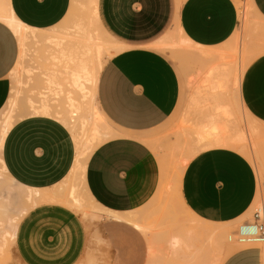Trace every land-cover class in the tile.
<instances>
[{
    "label": "crops",
    "instance_id": "0c3cea01",
    "mask_svg": "<svg viewBox=\"0 0 264 264\" xmlns=\"http://www.w3.org/2000/svg\"><path fill=\"white\" fill-rule=\"evenodd\" d=\"M23 25L47 31L62 23L71 0H4ZM101 23L118 43V52L100 69L94 101L105 123L116 130L97 146L86 163L84 184L101 208L118 213L132 211L153 187L151 155L139 135L164 123L182 103L181 79L155 44L175 26L193 43L215 47L228 40L238 26L239 0H97ZM3 2V0H0ZM264 24V0H250ZM260 16V17H259ZM263 43L244 69L236 100L248 115L264 124ZM12 29L0 20V110L10 95V73L19 57ZM75 145L68 129L55 118L36 114L17 120L1 149L4 167L22 186H56L69 173ZM146 155L135 164L134 156ZM264 175V168H263ZM150 178V179H149ZM179 200L187 211L216 224L242 218L258 191L257 173L250 161L232 147H211L195 154L177 178ZM105 225L114 249L112 264H145L144 235L133 225L112 219ZM86 245V229L70 209L44 203L30 208L20 219L14 248L22 264H76ZM255 248L238 250L221 264H259Z\"/></svg>",
    "mask_w": 264,
    "mask_h": 264
},
{
    "label": "rangeland",
    "instance_id": "374dc122",
    "mask_svg": "<svg viewBox=\"0 0 264 264\" xmlns=\"http://www.w3.org/2000/svg\"><path fill=\"white\" fill-rule=\"evenodd\" d=\"M247 4V0L238 1L240 12ZM89 5L87 0H74V5L60 25L37 33L35 39H27L25 42L20 65L15 74L9 75L10 95L16 94L20 107H17L16 116L28 111V101H46L54 107L66 106L70 99L81 105L87 102L84 94L71 82L68 72L76 68L78 59L85 58L86 37L92 34L96 38L97 48L101 50L100 56L89 63L88 68L91 70L96 69V59H99L102 68L119 51L118 45H121L105 30L100 18L95 22L88 19L89 15L92 16ZM248 11H251L250 7ZM248 13L246 20H238L232 36L215 46L216 51L200 54L190 49H171L168 44L178 40L175 26L153 44L174 65L181 79L183 99L164 123L139 135L147 140L140 147L148 155L152 154L150 165L146 168L151 170V178H154L153 187L144 202L126 213L130 217V224L138 225V230L146 239L145 264H221L225 258L245 248L257 249L260 252L259 264L264 263V245L238 240L239 227L244 222H251L255 211H260L264 219V124L253 120L236 100L241 75L257 55L253 49L254 31L257 33V49L263 43L260 31H263L264 24L252 11ZM25 70H29V73ZM5 105L0 110V122ZM89 117H92L91 113ZM92 121L93 118L90 123ZM212 123L219 124L221 131L228 135L233 136L237 132L243 134L240 145L232 148L250 161L258 179L257 195L248 212L236 221L222 224L204 221L184 209L176 190L177 178L185 161L206 148L217 147L211 145L208 138L201 136L210 132ZM101 126L102 129L107 126L108 130H116L110 123ZM133 156L137 164L146 155L139 158L135 154ZM72 179L76 178L66 177L54 187L58 191V198L49 203L61 204L72 210L85 226L86 245L76 264H112L114 249L105 231V225L110 219L102 211L99 214L91 212L94 206L92 201L83 194L77 183L79 181L76 180L77 184H74ZM74 185L76 188L80 186L77 192L86 207H89L88 215L69 197V190ZM0 204L4 215L0 224V264H22L16 254L14 240L17 225L23 216L19 210L24 208L23 204L9 191L5 192L1 185ZM12 218L19 219L13 227L7 223ZM210 230L214 231V240ZM13 231L14 236H8ZM172 238L178 240L176 247L172 245Z\"/></svg>",
    "mask_w": 264,
    "mask_h": 264
},
{
    "label": "bare ground",
    "instance_id": "6f19581e",
    "mask_svg": "<svg viewBox=\"0 0 264 264\" xmlns=\"http://www.w3.org/2000/svg\"><path fill=\"white\" fill-rule=\"evenodd\" d=\"M90 4V10L92 13V16L89 15V20L98 19V8H97V0H87ZM247 5L243 6V10L239 12L238 20H246L248 12H253L256 14V11L254 7L252 6V3L250 0H247ZM74 5V0H71V6ZM249 5V6H248ZM70 6V9H71ZM248 6V8H247ZM246 7V9H244ZM251 9V11H248V9ZM69 9V10H70ZM89 10V11H90ZM88 11V12H89ZM247 12V13H245ZM247 14V15H246ZM258 16V15H257ZM260 17V16H259ZM91 18V19H90ZM93 18V19H92ZM261 19V18H260ZM0 20L4 21L14 32V34L17 37L19 46L21 47V52H19L18 62L16 63L14 69L11 71L10 74H15L17 67L20 65V60L22 56L24 55V45L27 39H35L37 37V33L40 32H46V31H40L31 27H28L26 25H23L20 21H18L13 13L10 11V8L8 5L3 2H0ZM98 21V20H97ZM92 22V21H91ZM178 33V40L175 42H172L171 44H168V47L171 49H190L192 51L198 52L200 54H206L213 50L216 51V47H206L202 45H198L196 43H193L190 41L187 37L184 36V34L181 32L179 28H176ZM96 38L93 37L92 34L89 33L88 37H86V54L85 58H81L80 60L76 62V68L73 70L68 71L69 76L71 78V82L75 85L76 89L80 91L82 94H84V97L87 98V102L84 104H80L77 102H74V100H69L66 106H57L54 107L52 104L43 101L40 103H35L32 101H28V111L24 112L23 114H19L16 116V110L18 106L17 96L16 94L9 97L7 99V102L5 103V109L3 110V118L0 122V185L2 186V189L4 191H9V193L12 194V196L19 200L20 203L23 204L22 209H19L21 212V215H24L28 210V208H32L34 206H37L39 204L49 203L51 201H55L58 198V191L55 190V186L45 189H35L31 187H25L22 185H19L15 183L9 174L7 173L2 158H1V149L3 140L9 131V129L12 127V125L19 119H22L26 116L30 115H36V114H43L48 115L53 118H55L57 121L62 123L64 125L71 137L72 141L75 145V156L72 166H70V170L67 178H76L74 181V184L79 183L78 185L81 186L83 194L92 201L93 210L91 212L99 214V211H102L105 215H107L108 218L112 219H120L130 224V217L127 213H118L114 211H110L107 209L101 208L98 204H96L91 198L90 194L87 193V189L85 188L84 184V174H85V167L87 160L93 150L102 142L107 140L110 136H112L111 129H102L103 126L101 124H105V121L103 120L102 116L100 115L95 101H94V89L97 81L98 71H100L101 64L99 59H96V69H89L88 66L89 63L93 62L92 60L95 58H98L100 56V49L97 48V44H95ZM110 53V52H109ZM99 61V62H98ZM93 66V64H92ZM91 66V67H92ZM26 73H29V70H25ZM24 71V72H25ZM18 78V77H17ZM17 81V80H16ZM18 83V81H17ZM93 90V91H92ZM13 93V92H12ZM20 108V107H19ZM19 111V110H18ZM19 113V112H18ZM17 113V114H18ZM90 113L92 114V117L90 116ZM78 114V115H77ZM91 118H93V121L90 123ZM181 120V119H180ZM221 128L219 124L212 123L210 132H205L201 134V136L208 138V141L211 145L217 146V147H236L240 145V140H243V134L241 132H237L236 135H228L221 131ZM83 143V149L81 148ZM262 154L264 158V148L262 149ZM189 159L185 161V164ZM78 180L79 182L75 183V181ZM80 186H78L80 188ZM78 187L72 186L71 190H69V197L71 198V201L85 214H89V207H86L85 202L80 197V194L77 192ZM57 204V203H55ZM61 205V204H60ZM79 213V212H78ZM3 207L0 204V224L1 219L3 218ZM2 217V218H1ZM19 219L12 218L10 220H7V223L13 227L17 224ZM2 226V225H1ZM134 227L136 229L139 228L138 225L134 224ZM209 230V229H208ZM209 233L211 234V237L213 239L214 231L210 230ZM8 236H14V231L12 234L10 233ZM214 240V239H213ZM172 245L176 247L178 245V240L176 238H172ZM216 264V263H213ZM264 264V263H263Z\"/></svg>",
    "mask_w": 264,
    "mask_h": 264
},
{
    "label": "built area",
    "instance_id": "2783aa9c",
    "mask_svg": "<svg viewBox=\"0 0 264 264\" xmlns=\"http://www.w3.org/2000/svg\"><path fill=\"white\" fill-rule=\"evenodd\" d=\"M240 242H252L264 245V219L260 211H255L251 222H244L238 229Z\"/></svg>",
    "mask_w": 264,
    "mask_h": 264
}]
</instances>
